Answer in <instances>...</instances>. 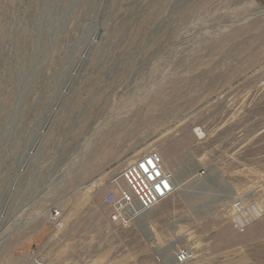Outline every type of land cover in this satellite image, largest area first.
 I'll return each mask as SVG.
<instances>
[{"label":"rangeland","instance_id":"rangeland-1","mask_svg":"<svg viewBox=\"0 0 264 264\" xmlns=\"http://www.w3.org/2000/svg\"><path fill=\"white\" fill-rule=\"evenodd\" d=\"M150 152L176 191L108 225L92 184ZM184 247L183 264H264V0H0V264Z\"/></svg>","mask_w":264,"mask_h":264},{"label":"built area","instance_id":"built-area-1","mask_svg":"<svg viewBox=\"0 0 264 264\" xmlns=\"http://www.w3.org/2000/svg\"><path fill=\"white\" fill-rule=\"evenodd\" d=\"M205 175V170H202L201 178ZM172 180L173 176L165 169L162 156L158 152H150L127 163L106 181L100 178L101 185H92L95 192L104 191L103 202L107 208L108 222L116 227H129L135 217H141L173 194ZM245 208L249 214L250 209L244 205L240 207L239 200L233 201L229 207L230 221L238 232H243L249 225L237 220ZM257 218L253 215L249 222ZM187 249L184 247L175 251L173 259L176 264L187 261Z\"/></svg>","mask_w":264,"mask_h":264},{"label":"bare ground","instance_id":"bare-ground-1","mask_svg":"<svg viewBox=\"0 0 264 264\" xmlns=\"http://www.w3.org/2000/svg\"><path fill=\"white\" fill-rule=\"evenodd\" d=\"M202 170H204V169H202ZM202 170H199V171H198V173H197L196 176H195L196 178H198V179H203V178H204V177L201 178V176H200V172H201ZM168 173H170V172H168ZM170 174H171V173H170ZM171 175H172V174H171ZM172 176H173V175H172ZM206 177H207V173H206V175H205V178H206ZM172 183H173V187H174L173 189H174V192H175V191H176V187H175V185H174V177H173ZM174 192H173V193H174ZM150 211H152V210H150ZM150 211H148V212H146V213H149ZM146 213H144V214H146ZM144 214H143V215H144ZM143 215H142V216H143ZM139 217H140V216L135 217L131 222L134 223L135 221H137V219H138ZM105 219H106L107 224H108V225H111V224L108 222V220H107V208H106V211H105ZM133 223H132V224H133ZM132 224H131V225H132ZM111 226L114 227V225H111ZM115 227H116V226H115ZM123 228H125V227H123ZM154 240H155V239H153V241H154ZM151 241H152V240H151ZM29 259L31 260V259H32V256L29 257ZM173 260H174V259H173ZM34 261H38V260H37V259H34ZM39 262H40V261H39Z\"/></svg>","mask_w":264,"mask_h":264},{"label":"crops","instance_id":"crops-1","mask_svg":"<svg viewBox=\"0 0 264 264\" xmlns=\"http://www.w3.org/2000/svg\"><path fill=\"white\" fill-rule=\"evenodd\" d=\"M37 260L40 261V262H43L44 264H51L50 261L47 260V258H45V259L42 258V260H40V259H37ZM30 262H31L30 264H33L31 260H30Z\"/></svg>","mask_w":264,"mask_h":264}]
</instances>
